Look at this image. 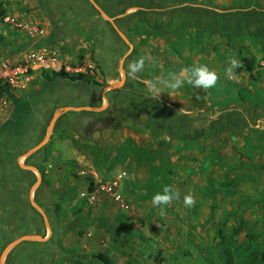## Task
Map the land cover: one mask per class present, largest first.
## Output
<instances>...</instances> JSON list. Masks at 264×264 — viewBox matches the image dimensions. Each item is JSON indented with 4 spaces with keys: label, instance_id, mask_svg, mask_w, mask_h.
<instances>
[{
    "label": "rangeland",
    "instance_id": "374dc122",
    "mask_svg": "<svg viewBox=\"0 0 264 264\" xmlns=\"http://www.w3.org/2000/svg\"><path fill=\"white\" fill-rule=\"evenodd\" d=\"M49 1L59 5L58 11L50 7V15L39 0H0L6 14L41 29L38 36H30L0 19V61L24 58L29 50L45 47L54 51L58 63L79 65L102 85L94 87L83 78L79 83L73 79L71 86L60 83L64 87L59 102L65 104H57L49 114L36 109L33 126L28 127L27 115L23 116L19 122L23 131L11 138L7 124L12 103L0 98V123L6 117L0 124V251L20 234L43 236L46 231L29 202L35 173L18 165L17 158L44 137L51 114L59 107L100 105V91L119 79L118 64L127 50L98 12V16L81 14L92 12L86 3ZM135 1L141 0L109 3L117 9L111 16L115 25L116 19L122 22L121 17L143 9ZM144 1L160 14L136 19L126 34L116 25L132 45L121 63L124 81L128 64L140 58L144 70L136 80L144 93L146 81L198 64L215 70L219 80L207 90L185 84L161 93L156 101L169 108L168 134L152 130L143 122V112H139L142 122L135 125L134 116L123 114L122 102L111 109L109 90L103 111L61 113L46 143L21 159L39 173L31 197L45 214L49 235L44 241L15 245L4 264H75L72 259L102 264L93 256L98 252L110 264H224L217 231L223 235L231 264H264V60L251 75H238L239 82L224 76L229 56L243 53L258 59L264 50V0ZM181 6L192 7L170 11ZM51 32V43L37 45ZM49 72L31 70L11 92L30 96ZM52 94L46 96L48 100ZM226 110V117H220ZM235 112L243 116L244 126L223 121L218 130L209 126L214 118L230 120ZM183 116L192 132L186 137L174 132L181 128ZM95 117L98 123L85 129L84 119ZM94 130L98 135L91 139ZM160 152L174 166V175L160 174ZM164 185L178 189L180 198L161 217L151 200ZM84 191L87 195L81 197ZM189 191L196 200L192 208L183 204ZM253 248L255 257L249 250Z\"/></svg>",
    "mask_w": 264,
    "mask_h": 264
},
{
    "label": "trees",
    "instance_id": "16d2710c",
    "mask_svg": "<svg viewBox=\"0 0 264 264\" xmlns=\"http://www.w3.org/2000/svg\"><path fill=\"white\" fill-rule=\"evenodd\" d=\"M45 2H42L41 0H39V3H42V8L44 9V11L50 15L49 11L50 7H53L58 11L59 9V5L52 3L49 0H43ZM57 1H66V0H55V2ZM81 1L83 3H86L87 7H89L91 9L92 12L86 10V11H82L81 14L84 17H89L91 15H93V13H95L98 16L97 11L89 4V2L87 0H78ZM109 16H112L113 14H116L117 9L112 8V4L115 2V0H94ZM111 5H110V4ZM135 5L138 7H143V9H136L135 11L128 13L127 15H125L124 17H121V21L118 22V20L116 19V25L123 31V33L126 34L128 27L132 24V22H135V20H139L140 18H145L147 16H157L160 14V11H156V9H154L153 5H150L149 2L147 3L144 0L141 1H135ZM192 6H181V7H172L170 9L171 12H176V11H181V9L183 8H190L191 9ZM3 3L0 5V19L1 17L6 14V10L3 9ZM194 8V7H193ZM198 9L201 10H205L203 7H200ZM57 16L59 17L60 15L57 14ZM56 17V16H55ZM53 18V17H52ZM53 22V21H51ZM57 22V20H56ZM121 22V23H120ZM57 25V24H55ZM58 26V25H57ZM1 36V35H0ZM52 36H54V32H51V34L49 33V35H45L38 43L37 45H41V44H46V43H51L52 41ZM117 36V35H116ZM238 59L242 61L243 67L236 69V72L238 75H242V74H247V75H251L252 72L255 70L256 67L260 66L259 64V60H264V50L262 51L261 55L259 56L258 59H254L251 56L247 55V54H239ZM263 69H264V65H263ZM44 70H48L50 71V75H42L43 76V84L42 87L32 93H30V96H25V95H17L14 96V94L11 92L12 87L10 85H8L6 82L4 81H0V98H8L11 100L12 106H11V111H10V115H9V124H7V130L10 133L8 137L11 138V134H13L14 132H18L20 134V132L23 131V126L19 125V122L21 120V118L25 115H27L25 122L28 120L29 124L27 125L28 127L32 124L36 122V109L38 108H44L43 111L45 114H49L52 109L54 107L57 106V104L59 103H64L62 100L61 102H59L60 98H59V91H62V87L64 86H60V83H64L65 85H67L68 82H71L73 79H78L81 80L83 79H87L89 81H91V83L94 84V87L99 88L102 85V82H98L97 80H95V78L93 77V75L89 74V73H83V72H69V71H65L62 66H60L58 69L54 70V69H44ZM31 70H28V72H30ZM70 85V83H68ZM139 85H142L141 82L137 81L136 79H130V78H126L123 85L119 88V89H111L108 92V99H109V106L111 107V109H113L114 107L117 106V102H122L123 105V114L125 116H134V120H135V125H138L139 123L142 122V118L139 115V112H143V122L146 121V124L151 125V129H156L159 132V134L163 135V134H168L170 128H168V119L171 118V115H169L168 110L169 108H167L166 105H159L160 102L156 101V100H149L150 98L148 97V93H144L139 89ZM71 86V85H70ZM53 93L52 94V99L48 100L46 96H48L49 93ZM27 104H29V106H27ZM65 104V103H64ZM67 104V103H66ZM83 104V103H82ZM93 104V103H92ZM91 104V105H92ZM79 105V104H78ZM81 105V104H80ZM90 105V104H89ZM46 106V107H45ZM118 107V106H117ZM38 109V110H40ZM228 110V109H227ZM224 111L225 113L220 112V117L222 116V118L226 117V115L229 113L228 111ZM31 111V113H29ZM41 111V112H43ZM83 111V110H81ZM230 111V110H229ZM25 112V113H24ZM231 112V111H230ZM23 113V114H22ZM30 115H29V114ZM232 113V112H231ZM225 115V116H224ZM184 117V118H183ZM180 117L179 120V126L181 128H178L176 130V128H174V132H176L177 134H180V136L182 137H186V135H190L192 134L191 131L187 130V122L185 121L187 118H185V116ZM140 118V120H139ZM33 119V121H32ZM184 120V121H183ZM228 122L227 124H229V122L232 123V125L238 127L240 125V127L244 126L246 124V122L243 119V116L239 113V112H235V115L231 114L230 120L227 119H221L219 121V119L214 118L212 121H210L209 126L213 129V130H218L220 126L219 123L221 122ZM34 122V123H33ZM191 127V126H190ZM19 129V130H18ZM193 128H190V130H192ZM155 131V130H154ZM189 139V138H188ZM159 170H160V174L163 176H171L174 175V166L171 165L165 154H162L160 152L159 154ZM216 235L219 237L218 242L221 248V255H222V259L224 261V264H231L230 262V257L228 255V247L226 246V244L224 245L223 243V235L220 233V231H217ZM229 240V239H228ZM227 240V241H228ZM229 242V241H228ZM229 245V249H230ZM248 250V249H247ZM252 250L251 251V255L252 257H255V251L256 249H249ZM155 255V254H154ZM94 257L98 258L99 260L102 261V264H110L109 259L103 254V253H95L93 254ZM157 262L160 261V255L157 256ZM72 261L75 264H83L80 261H78L77 259H72ZM250 261H254L252 260H248V262ZM249 264H255V263H249Z\"/></svg>",
    "mask_w": 264,
    "mask_h": 264
},
{
    "label": "clouds",
    "instance_id": "9594fccd",
    "mask_svg": "<svg viewBox=\"0 0 264 264\" xmlns=\"http://www.w3.org/2000/svg\"><path fill=\"white\" fill-rule=\"evenodd\" d=\"M144 58L134 60L128 64V71L125 73L126 78L137 79L138 74L144 70ZM243 67L242 61L234 54L227 59V66L224 69V76L231 81L239 82L236 69ZM219 75L215 70L209 68L207 64L194 65L191 68H184L179 73H170L167 78H156L145 82L148 97L151 100H158L161 93L165 89L176 91L187 85H191L195 89L207 90L216 85ZM81 197L87 195V192H81ZM180 198L178 189L171 185H164L160 191L152 196V206L160 209L159 215H166V208L172 204L174 200ZM196 200L194 194L189 191L183 197V204L186 208L195 206Z\"/></svg>",
    "mask_w": 264,
    "mask_h": 264
},
{
    "label": "water",
    "instance_id": "95a60500",
    "mask_svg": "<svg viewBox=\"0 0 264 264\" xmlns=\"http://www.w3.org/2000/svg\"><path fill=\"white\" fill-rule=\"evenodd\" d=\"M91 6L99 13V15L107 20L110 25L113 27V29L116 31L117 35L124 41V43L127 45V50L126 52L122 55L120 62L118 64V70H119V79L109 83L108 85L104 86L101 91H100V95H101V103L98 106H94V105H78V106H73V105H64L59 107L57 110L53 111V113L51 114V117L47 123V127H46V132L44 137L38 141L37 143H35L34 145L28 147L21 156H19L17 158V163L25 168V169H29L31 171H33L35 173V181L31 184L30 188H29V202L30 204L39 212V214L41 215L42 219H43V223L45 226V234L43 236L37 235V234H31V233H24L21 235H18L16 237H14L13 239H11L10 241H8L1 249L0 251V264H4V259L8 253V251H10L15 245L19 244L22 241H44L46 240L47 236L49 235L50 232V228L47 222V219L45 217V214L43 213L42 209L32 200L31 194L33 192V189L36 187L37 183L39 182V173L36 170V168L32 165H27V164H23L21 163V159L30 155L31 153L35 152L36 150H38L42 145L45 144V142L48 140L50 132L52 130V127L54 125L55 120L57 119V117L66 111H80V110H92V111H99L102 110L105 105H106V97H105V91L107 90H111L114 88L119 87L122 82L124 81V73H123V69L121 67V63L123 58L125 57V55L127 53L130 52L131 50V43H129V41L127 40V38L125 37V35L122 33V31H120L118 29V27L115 25L114 21H113V17L108 16L103 9H101V7L94 1V0H87ZM80 80H78L77 83H79ZM70 83V85H72V82H68ZM79 85V84H78Z\"/></svg>",
    "mask_w": 264,
    "mask_h": 264
},
{
    "label": "built area",
    "instance_id": "2783aa9c",
    "mask_svg": "<svg viewBox=\"0 0 264 264\" xmlns=\"http://www.w3.org/2000/svg\"><path fill=\"white\" fill-rule=\"evenodd\" d=\"M4 24L14 26L16 28L21 27L22 30L30 36L37 35L41 33V29L37 28L36 25H30L25 21H21L16 17H12L9 14H4L1 17ZM53 50L46 49L45 47L39 50H32L24 56V58L13 59L12 61H0V81L6 82L8 85L16 86L20 78L28 73V70H33L35 68L42 69H55L62 66L65 71L69 72H83L79 65L73 67L58 63ZM90 72V69H89Z\"/></svg>",
    "mask_w": 264,
    "mask_h": 264
},
{
    "label": "flooded vegetation",
    "instance_id": "af4514ba",
    "mask_svg": "<svg viewBox=\"0 0 264 264\" xmlns=\"http://www.w3.org/2000/svg\"><path fill=\"white\" fill-rule=\"evenodd\" d=\"M94 106H98V105H94ZM103 110H104V108L102 110L93 111V112H100V111H103ZM83 111H92V110H83ZM98 118L99 117L84 119V126H85L84 128L85 129H89L92 126H94V124L98 123V121H97ZM100 118H102V117H100ZM97 135H98V133H95V130H94V131H91V136L90 137H91V139H96Z\"/></svg>",
    "mask_w": 264,
    "mask_h": 264
},
{
    "label": "crops",
    "instance_id": "0c3cea01",
    "mask_svg": "<svg viewBox=\"0 0 264 264\" xmlns=\"http://www.w3.org/2000/svg\"><path fill=\"white\" fill-rule=\"evenodd\" d=\"M72 111H73V110H72ZM77 112H78V111H77ZM5 121H6V117L2 120V122H1L0 124H4ZM6 123H7V122H6ZM45 143H46V142H45ZM34 144H35V143H34ZM34 144H32V145H34ZM32 145H31V146H32ZM42 146H43V145H42ZM24 158H25V157H24ZM24 158H22V159H24ZM17 164H18V163H17ZM18 165H19V164H18ZM21 180H22V182L25 181L24 179H21ZM34 181H35V179H34ZM34 181H33V182H34ZM31 234H34V233H31ZM20 235H21V234H20ZM12 239H13V238H12ZM10 240H11V239H10ZM10 240H9V241H10ZM6 243H7V242H6ZM6 243H5V244H6ZM5 244H4V245H5Z\"/></svg>",
    "mask_w": 264,
    "mask_h": 264
}]
</instances>
